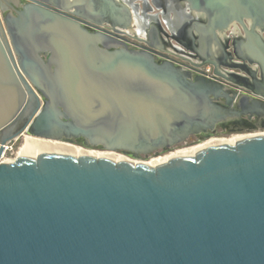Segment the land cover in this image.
Segmentation results:
<instances>
[{"label": "water", "instance_id": "water-1", "mask_svg": "<svg viewBox=\"0 0 264 264\" xmlns=\"http://www.w3.org/2000/svg\"><path fill=\"white\" fill-rule=\"evenodd\" d=\"M183 1L196 62L154 24L129 46L119 28L138 15L123 0H0V264H264V133L157 164L1 161L21 133L139 157L264 120V0ZM240 61L251 80L233 81Z\"/></svg>", "mask_w": 264, "mask_h": 264}, {"label": "flooded vegetation", "instance_id": "flooded-vegetation-1", "mask_svg": "<svg viewBox=\"0 0 264 264\" xmlns=\"http://www.w3.org/2000/svg\"><path fill=\"white\" fill-rule=\"evenodd\" d=\"M21 3H25L26 0H20ZM127 4L132 5L133 7H136L137 9V15H138V31L136 32L137 29V24L134 23L131 27L126 28V29H120V36L123 37L126 40V43L131 46L136 48L138 45H144L145 41L148 40V30H149V25L146 26L147 22V17L156 20L155 22H158L157 25L154 24L157 28V36L159 37V40H161L165 46H169L174 48V51H181L180 49H176L174 47V44L176 43H189L190 39L187 35H184V33L181 32L180 27L185 23V21L190 20L192 17L189 16V13H185L183 11V7L181 8H175V5H178L177 0H152V4L154 6H157L158 12H153L154 9L151 8L149 5L148 0H142L141 4L136 6L135 0H123ZM163 2H167V5L170 6V11L174 15L172 18L171 17H161L160 18V13L164 15V9L161 8L160 5L163 4ZM166 4V3H165ZM179 6V5H178ZM180 10V11H179ZM11 11L14 12V9H11ZM147 11H152L151 14L146 13ZM163 20V22L161 21ZM160 22V24H159ZM171 23L174 24V26H171ZM89 28L94 27V25L90 24L88 25ZM101 27L107 31H111V28L108 24H103ZM188 41V42H185ZM181 43V44H183ZM167 50L171 53H169L172 57L176 58L180 62L183 63H188L186 60L182 59L180 54H177L175 52L170 51L168 48ZM168 54V53H167ZM159 59L161 57L159 56ZM238 70V69H236ZM210 73L208 75L212 74L213 68L210 66ZM233 79V78H232ZM264 127V120H257L255 118H247V117H242L239 121H230V122H224L222 124H217L213 130H208L207 132L204 133H199L195 135L189 136L186 140H189L190 142H196L200 139H204L208 137L209 135L215 134V129L216 128H224L228 130H242L246 127ZM185 140V141H186ZM75 142H78L77 140H74ZM184 141V142H185ZM183 143V142H182Z\"/></svg>", "mask_w": 264, "mask_h": 264}, {"label": "bare ground", "instance_id": "bare-ground-1", "mask_svg": "<svg viewBox=\"0 0 264 264\" xmlns=\"http://www.w3.org/2000/svg\"><path fill=\"white\" fill-rule=\"evenodd\" d=\"M136 23H137V29H136V32H137L139 30L138 29L139 28L138 27L139 21H137ZM166 48H167V46H166ZM172 52H175L177 54H180L181 56L190 58L191 60H193L195 62L197 61V59L194 56L189 55V53H187V52L176 51V50L174 51V49H172ZM246 136H249V135L235 136V137H233L231 139H227V140L210 139V140L206 141L204 144H201L198 146H193L190 148L175 150L174 152H172L170 154L168 153V155H166L164 157L162 156L160 158H153L152 160H150L147 163L148 164H157V163L165 161L168 158L173 157V156L192 155V154L196 153L198 150H200L201 148H204L206 146L221 143V142L233 143V142H236V141H238V140H240ZM45 151L46 152H48V151L62 152V153H68V154H74V155L88 154V155H93V156H103V157L112 158L115 160H120V159L129 160L124 156H119V155L114 156L110 152H95V151L86 150L83 148L76 147V146L69 144V143H66V142H62V141H58V140H52V139H46V138H40V137H34V136H30V135H26L24 137V144L20 148L17 155L35 156L36 154H38L40 152H45Z\"/></svg>", "mask_w": 264, "mask_h": 264}, {"label": "rangeland", "instance_id": "rangeland-1", "mask_svg": "<svg viewBox=\"0 0 264 264\" xmlns=\"http://www.w3.org/2000/svg\"><path fill=\"white\" fill-rule=\"evenodd\" d=\"M149 1V5L151 6V8L154 9L153 12H158V8H156L157 6L151 5L152 4V0H148ZM163 1V0H162ZM162 6V5H160ZM164 7V15H162V17H173L174 15L172 14V12L170 11V6L167 5V3L162 6ZM161 7V8H162ZM175 8H180L178 5H175ZM180 11V10H179ZM161 18V15H160ZM156 21V20H154ZM171 26L173 27L174 24L171 23ZM264 132V127H260V126H256V127H246L242 130H228V129H224V128H216L215 129V134L209 135L208 137L204 138V139H200L196 142H190L189 140H186L183 143H180L179 145L173 146L172 148L166 150V151H158L157 155L154 154H147V155H140L139 157H131L128 156L126 154H123L119 151H107V150H103L97 147H85L82 146L79 142H68V141H62V142H66L69 144H72L76 147L79 148H83L86 150H91V151H95V152H110L112 155L114 156H124L129 160L132 161H143V162H149L150 160H152L153 158H160V157H164L166 155H168V153H172L175 150H179V149H185V148H190L193 146H198L201 144H204L206 141L210 140V139H223V140H227V139H231L235 136H245V135H251V134H256V133H263ZM28 135V134H27ZM24 136H21L20 138H18L14 144L12 145V149H8L5 151V153L2 155L1 160L2 161H7V160H12L15 156L16 153L18 154L20 148L22 147V145L24 144ZM55 140V139H52ZM61 141V140H58ZM20 147V148H19ZM19 148V150H18ZM18 151V152H17Z\"/></svg>", "mask_w": 264, "mask_h": 264}, {"label": "crops", "instance_id": "crops-1", "mask_svg": "<svg viewBox=\"0 0 264 264\" xmlns=\"http://www.w3.org/2000/svg\"><path fill=\"white\" fill-rule=\"evenodd\" d=\"M134 1V0H133ZM141 1L142 0H135V2L137 3L136 5L138 6L139 4H141ZM167 1V0H166ZM177 2H178V5H179V7H183V11H185V13H187L188 14V12H187V9H186V7H185V2L183 1V0H177ZM164 3H167V2H163V4H162V6L164 5ZM127 4V3H126ZM184 4V5H183ZM130 5V4H129ZM161 6V7H162ZM162 9H164V7H162ZM146 13H148V14H151L152 13V11L150 12V11H147ZM160 15H161V17H162V13H160ZM196 18L195 17H192L190 20H188V21H185V23L183 24V25H181V27H180V30H181V32L182 33H184V35H187V30H188V27L190 26H192V22L195 20ZM138 21V19L137 18H134V23H136ZM162 22H163V20H161ZM156 24L157 25V23L158 22H155L153 19H151V18H149V17H147V22H146V26H148V25H150V24ZM137 24V23H136ZM159 24H160V22H159ZM186 30V31H185ZM188 36V35H187ZM226 36V35H225ZM185 42H188V41H186L185 40ZM181 43H183V42H181ZM181 43H176V44H174V47L175 48H178V49H180V50H183L184 52H185V48H184V46H183V44H181ZM188 44H190V42L188 43ZM167 48L170 50V51H172V49H174V48H170L169 46H167ZM230 53V50L229 49H227L226 48V54H229ZM223 53H220L219 54V56H220V60L222 59L223 60V55H222ZM230 60H228V58H227V62H229ZM230 63V62H229ZM241 65V68L240 69H238V70H235V72H236V75H232V78H233V81H235V82H242V79H241V77L240 76H242V77H248V79L249 80H251V78H252V76H249L248 74H247V70L245 69V67H244V65H247V63L246 62H244V61H240L239 62ZM249 66V65H248ZM252 70H254L255 72H256V77L255 78H259V73H258V71L256 70V68H255V66L254 65H250L249 66ZM222 68H223V70H228V68H225V66L224 65H222ZM237 74L238 75H240V76H237ZM238 77V78H237ZM240 78V79H239Z\"/></svg>", "mask_w": 264, "mask_h": 264}, {"label": "built area", "instance_id": "built-area-1", "mask_svg": "<svg viewBox=\"0 0 264 264\" xmlns=\"http://www.w3.org/2000/svg\"><path fill=\"white\" fill-rule=\"evenodd\" d=\"M202 69L207 73V74H209L211 71H210V66H203L202 67ZM26 136L27 134L26 133H21L19 136H17L16 138H14V139H12L11 141H8L5 145H4V149H3V152H2V155L5 153V151L6 150H8V149H12V145L14 144V142L18 139V138H20L21 136ZM20 148V147H19ZM19 148H18V150H19ZM18 152V151H17ZM2 155H1V157H2ZM16 156H18L17 155V153H16ZM15 156V157H16ZM15 157L12 159V160H7V161H4V162H11V161H13L14 159H15ZM2 161V160H1Z\"/></svg>", "mask_w": 264, "mask_h": 264}]
</instances>
